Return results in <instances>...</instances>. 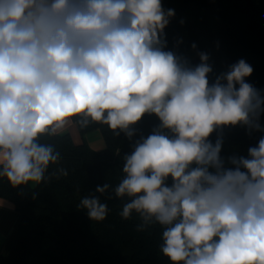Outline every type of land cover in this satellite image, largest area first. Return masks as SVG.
I'll list each match as a JSON object with an SVG mask.
<instances>
[{
    "label": "clouds",
    "instance_id": "9594fccd",
    "mask_svg": "<svg viewBox=\"0 0 264 264\" xmlns=\"http://www.w3.org/2000/svg\"><path fill=\"white\" fill-rule=\"evenodd\" d=\"M175 15L162 0H0V178L17 188L66 176H46L61 160L49 141L104 125L132 150L119 182L78 210L104 221L96 194L111 191L137 231L159 226L170 264H264V135L222 154L225 129L264 133V94L244 59L210 80L207 52L192 43L193 64L182 38L169 49ZM145 116L159 123L134 139Z\"/></svg>",
    "mask_w": 264,
    "mask_h": 264
},
{
    "label": "trees",
    "instance_id": "16d2710c",
    "mask_svg": "<svg viewBox=\"0 0 264 264\" xmlns=\"http://www.w3.org/2000/svg\"><path fill=\"white\" fill-rule=\"evenodd\" d=\"M162 2L165 9L176 13L165 29L169 49L182 38L179 52L193 64L199 63V57L191 49L192 43L197 51L207 52L213 66L210 80L244 59L253 67L247 82L264 94V0ZM158 123L155 116H145L135 126L138 134L134 139L146 137ZM75 125L82 137L98 132L104 148L94 151L85 144L75 145L65 133L49 141L61 153V160L50 166L46 176L61 167L66 176H52L34 188L30 184L13 188L6 178H0V199L10 202L17 214L0 252V264H170L159 250V226L137 231L138 217L134 213L124 220L120 216L124 201L111 191L96 194L110 210L104 221L90 220L85 210L77 209L80 199L94 192L97 185L109 183L114 187L119 182L123 156L132 147L123 133L114 137L107 126ZM261 135L264 133L249 137L242 127L225 129L222 154L246 151ZM211 138L214 140L215 134Z\"/></svg>",
    "mask_w": 264,
    "mask_h": 264
},
{
    "label": "crops",
    "instance_id": "0c3cea01",
    "mask_svg": "<svg viewBox=\"0 0 264 264\" xmlns=\"http://www.w3.org/2000/svg\"><path fill=\"white\" fill-rule=\"evenodd\" d=\"M69 134L72 142L75 145H87L91 150L99 151L102 150V144L100 143V139L97 137V133H91L92 138L85 139L79 134V131L75 124L69 126L64 130L62 134ZM92 143H96L99 145V150L96 148H92ZM17 219V214L15 212L14 206L5 200L0 199V252L3 248L5 240L11 233L14 223Z\"/></svg>",
    "mask_w": 264,
    "mask_h": 264
},
{
    "label": "rangeland",
    "instance_id": "374dc122",
    "mask_svg": "<svg viewBox=\"0 0 264 264\" xmlns=\"http://www.w3.org/2000/svg\"><path fill=\"white\" fill-rule=\"evenodd\" d=\"M92 133H95V132H92ZM97 133V137L100 139V143L102 144V147L104 148V142H103V140L101 139V136H100V134L98 133V132H96ZM92 135L93 134H87V135H85L84 137H85V139H89V138H92ZM92 148H96V150L98 149L99 150V145L98 144H96V143H92ZM36 186V184H30V187L31 188H34Z\"/></svg>",
    "mask_w": 264,
    "mask_h": 264
}]
</instances>
